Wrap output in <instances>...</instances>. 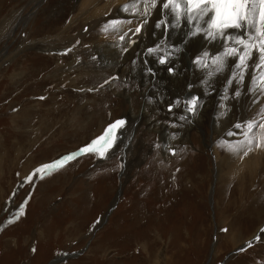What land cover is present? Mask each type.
<instances>
[{
    "label": "rangeland",
    "instance_id": "rangeland-1",
    "mask_svg": "<svg viewBox=\"0 0 264 264\" xmlns=\"http://www.w3.org/2000/svg\"><path fill=\"white\" fill-rule=\"evenodd\" d=\"M28 1L0 0V22L15 11L32 13ZM79 9L78 0H45L26 32L19 29L14 40L0 44V264H49L62 254L68 255L53 264H264V235L225 261L264 223V159L226 175L225 161L239 146L221 122L187 125L179 109L184 90L163 78L173 76L167 46L148 63L154 60L148 51L158 45L149 37L119 76L95 47L103 25L86 33L83 22L71 25ZM61 32L64 41H48ZM197 61L202 91L221 84L213 57ZM254 70L261 66L251 61L238 74L254 82ZM222 96L211 105L212 117L218 110L222 115ZM147 98L155 112L146 116L157 130L139 117ZM120 117L122 125L77 155ZM244 126L234 125L230 134ZM243 136L249 139L246 157L264 149L261 128ZM213 139L223 160L220 175L207 148Z\"/></svg>",
    "mask_w": 264,
    "mask_h": 264
},
{
    "label": "bare ground",
    "instance_id": "bare-ground-1",
    "mask_svg": "<svg viewBox=\"0 0 264 264\" xmlns=\"http://www.w3.org/2000/svg\"><path fill=\"white\" fill-rule=\"evenodd\" d=\"M44 1L45 0H30L27 3V7L32 10V13L29 12L30 14L24 15V11L22 10L15 11L10 16L3 19L0 22V44L2 41L14 40L19 29L22 30L21 32H26L28 24ZM78 2L80 3V14L73 17L74 20L71 22V25H76L80 21L83 22V33L91 30V27L94 28L96 25H103L101 31L102 35L100 37L102 39L95 43V47L96 50L98 49L100 51L99 55L103 63L108 65L110 71L115 70L116 74L119 76L120 73L125 72V61L130 60L134 65L137 61V56L133 53L141 48L149 37H153V43H158V45L152 48L156 51H148V55L154 59L149 60L148 63L157 62L158 60H156V57L159 56L158 54L164 49L163 46H167L169 52L167 61L170 63L168 69L173 68V76L166 75L163 76V78L167 79L168 83L173 82L179 86L180 88L176 86L174 89L178 88L180 94L184 90L185 97L183 102L179 104V109H181V111H183L182 109L186 111L187 125L196 126L208 122L211 125L219 126L221 122V125H223L221 130L224 132L227 129L224 133L225 136H228L232 143L235 142L238 144L237 146H239L238 153L228 157L225 161L226 175L241 173L245 166L256 167L261 165V161L264 159V149L262 148L260 151L257 150L252 152L249 157H246L244 152L248 147L249 139L244 137L246 135L243 136V133L248 129V124L251 122L255 123L257 128H261L262 135H264V63H261L259 59L253 58L238 67L237 64L239 61L237 58L226 56L224 58L223 67H220L219 63H216L215 72H217L218 68L220 69L217 75L220 77L221 84L219 81L215 83L212 82L206 91H202L204 86V74L199 72V66L193 67V63L195 60L204 58V53H208L207 57H215L221 55L225 50L223 39L217 38L212 40L206 36L205 32L198 31L197 24H199L200 29L207 28V24L203 21L193 19L189 21L188 25H185L187 23L185 22L184 24V21H188L186 16L181 14L178 20L176 18V13L171 11L172 6L170 5L169 9H164L161 0H156L155 6H153L152 0H78ZM163 2H167V0H163ZM177 11H179V9ZM257 22H259L258 18ZM157 25L160 26L157 27ZM138 28L140 31H137ZM212 31H214V29ZM63 32L55 38H49L48 41L53 44L55 41L63 40ZM193 32L197 34L193 35ZM229 32L234 36L240 34L237 30L232 29H230ZM81 34L82 33L79 32V35H76V37L80 39V37H82ZM18 35L19 37L21 36V34ZM106 39H108L107 43L104 42ZM109 39L115 40L116 42H109ZM22 42H25V38L22 39ZM231 43L232 42L229 41V44ZM7 45L8 43L4 44L2 53L7 50ZM25 46L27 47L29 45L27 44ZM41 46L42 44L40 47ZM235 47L239 48L240 45H235ZM125 51H127L128 54H125ZM251 61L261 66L260 71L254 70L253 78L258 82H251L248 79L245 80L238 74V69L240 72H243V70L248 68ZM227 65H229V73L222 75ZM164 67V70L167 69L166 65H164ZM231 69L233 70L232 73H230ZM132 70L134 73L137 72L134 69ZM161 71L160 69V76ZM144 77L145 76H143V78ZM188 81H190V84L186 87ZM218 90H221V94H223L222 115H219L220 110H218L215 116L212 117L211 105L213 101L218 99L221 95L216 93ZM199 91L201 92L198 108L193 115L190 116L191 111L188 109L191 106L188 102L192 100L195 97V93L198 94ZM144 95L145 98L147 95L149 98V94ZM148 98L144 100L143 109L139 117L142 118L141 120H147L149 126L155 129L159 127L158 123H152L151 118L146 116L147 111L151 113L155 112L154 109L148 106ZM174 108H176V106ZM129 116L130 120L135 122L136 118L134 116L136 115L131 113ZM181 120L183 121V119ZM242 124L245 125L243 130L240 132L235 130L230 134V130L234 125ZM134 129L135 128H133L129 134V140L134 133ZM216 144L217 139H213L207 148H211L210 151L213 156V162L216 170H218L217 174L220 175L219 171H221V166H223V160L220 159ZM119 193L115 196L112 203L113 206L119 198ZM215 234L216 239L214 240L215 243L213 242L212 245V254L214 253L217 241V232ZM54 260L62 261L63 259L57 257Z\"/></svg>",
    "mask_w": 264,
    "mask_h": 264
},
{
    "label": "snow or ice",
    "instance_id": "snow-or-ice-1",
    "mask_svg": "<svg viewBox=\"0 0 264 264\" xmlns=\"http://www.w3.org/2000/svg\"><path fill=\"white\" fill-rule=\"evenodd\" d=\"M163 8L169 9L176 13V18L179 20L181 14L185 15L188 21L198 19L207 24V28L200 29L197 24L198 31L205 32L206 36L212 40L221 38L224 40V52L221 55L213 57L214 63H219L223 67L224 58L231 56L237 58L238 67L245 64L250 59H259L264 63V0H167L163 2ZM155 6L156 0H152ZM179 9V11H177ZM207 18V19H205ZM257 18L259 22H257ZM160 25H157L159 27ZM214 29V31H212ZM237 30L239 35H232L229 30ZM137 31H140L138 28ZM193 32V35H196ZM229 41L232 43L229 44ZM235 45H240L239 48ZM150 52L156 51L150 49ZM208 53H204L207 57ZM203 58L197 62L200 63ZM166 59L161 57L160 63H165ZM207 67V65H204ZM189 111H194L196 99L190 100ZM117 124H123V121H118ZM113 125L112 128H115ZM240 125H237L239 128ZM256 127L255 123H249L248 128ZM111 130V129H110ZM101 137L100 140H103ZM97 143V142H94ZM84 149L82 151H89ZM67 157L65 159H71ZM61 166L63 162H58ZM54 166L46 165L38 172L44 173L45 169H51Z\"/></svg>",
    "mask_w": 264,
    "mask_h": 264
},
{
    "label": "water",
    "instance_id": "water-1",
    "mask_svg": "<svg viewBox=\"0 0 264 264\" xmlns=\"http://www.w3.org/2000/svg\"><path fill=\"white\" fill-rule=\"evenodd\" d=\"M264 234V223L257 229V231L255 232V234L248 240L244 241L239 247H237L236 249H234L233 251H231L228 256L226 257L225 261L231 257L232 255L239 253L241 251H244L246 248H248L249 246H251L253 243H255L258 240V237H261ZM216 239V236L214 235L213 237V241ZM215 243V242H214ZM213 245V244H212ZM212 251V247L210 250V253ZM55 262L51 261L50 264H53ZM223 264V263H222Z\"/></svg>",
    "mask_w": 264,
    "mask_h": 264
}]
</instances>
